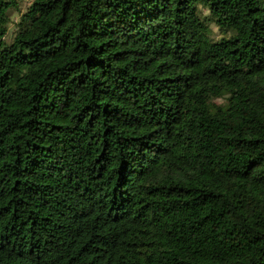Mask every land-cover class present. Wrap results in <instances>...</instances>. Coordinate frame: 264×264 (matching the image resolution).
I'll return each mask as SVG.
<instances>
[{
  "label": "trees",
  "instance_id": "trees-1",
  "mask_svg": "<svg viewBox=\"0 0 264 264\" xmlns=\"http://www.w3.org/2000/svg\"><path fill=\"white\" fill-rule=\"evenodd\" d=\"M18 3L0 264H264V0Z\"/></svg>",
  "mask_w": 264,
  "mask_h": 264
},
{
  "label": "rangeland",
  "instance_id": "rangeland-1",
  "mask_svg": "<svg viewBox=\"0 0 264 264\" xmlns=\"http://www.w3.org/2000/svg\"><path fill=\"white\" fill-rule=\"evenodd\" d=\"M31 1L32 0H18V2H19L18 3V5H19V7H18L19 8V11L18 10L13 11V13L11 14L12 23L10 25V35L12 34V32L15 29L16 22L19 21L20 16H21V13L28 8V6L31 4ZM20 11H22V12H20ZM212 31H213V37L216 36L218 38V35H219L218 29L215 26H213L212 27ZM11 38H12V36H9L8 37V40H11Z\"/></svg>",
  "mask_w": 264,
  "mask_h": 264
}]
</instances>
